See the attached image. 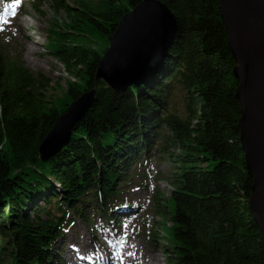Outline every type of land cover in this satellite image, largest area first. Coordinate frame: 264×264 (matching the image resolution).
<instances>
[{"label": "trees", "instance_id": "obj_1", "mask_svg": "<svg viewBox=\"0 0 264 264\" xmlns=\"http://www.w3.org/2000/svg\"><path fill=\"white\" fill-rule=\"evenodd\" d=\"M45 1L65 14L67 25L57 23L49 47L74 81L69 102L55 107L44 77L0 47V264H59L54 250L71 214L90 223L94 205V217L110 219L121 209V195L145 184L153 160L171 164L159 175L171 190L152 188L163 222L144 235L169 245V263L264 264L219 0H161L178 30L155 75L122 91L100 82L69 145L43 162L39 146L57 117L94 86L102 56L78 38L90 29L108 43L142 0H38L34 8ZM177 97L182 112L174 108Z\"/></svg>", "mask_w": 264, "mask_h": 264}, {"label": "water", "instance_id": "obj_2", "mask_svg": "<svg viewBox=\"0 0 264 264\" xmlns=\"http://www.w3.org/2000/svg\"><path fill=\"white\" fill-rule=\"evenodd\" d=\"M228 47L235 61L240 143L253 181L249 206L264 239V0H219ZM177 19L161 0H142L124 14L109 37L94 86L60 114L39 146L47 162L69 145L76 125L93 106L100 82L116 91L146 84L164 62Z\"/></svg>", "mask_w": 264, "mask_h": 264}, {"label": "rangeland", "instance_id": "obj_3", "mask_svg": "<svg viewBox=\"0 0 264 264\" xmlns=\"http://www.w3.org/2000/svg\"><path fill=\"white\" fill-rule=\"evenodd\" d=\"M35 1L38 0H0V47L11 56H21L24 67L32 75L43 76L48 82L47 97L53 101L55 107L61 108L69 102L68 86L74 78L51 54L49 42L58 37L57 23H61V27L67 25L65 14L62 10L58 14L55 13L50 1L42 2L39 10H36L33 6ZM120 1L122 3L124 0ZM84 33L85 36L78 38V43L97 49L103 56L109 47V40L106 43L100 35L90 29ZM32 62L36 65H32ZM173 105L178 111L182 112L184 109L180 97L175 98ZM170 166L168 162L153 160L146 169L149 178L145 184L141 187L132 184V189L121 195L124 199L123 203L119 202L122 203L119 206L121 209H117L119 211L114 212L110 219L106 218L104 222L98 215L94 217V205L90 206L87 212L90 223L71 214L72 220L64 226L63 236L54 250L59 264H70V246H74L78 254L85 255L88 262L105 264L108 243L111 241H119V248L117 245L113 248L118 249L119 253L116 257L114 255L109 264H171L164 248L169 245L162 240L150 242L147 235H144V231H152L163 222L154 212L151 190L156 187L161 192L169 193L170 185L160 180L159 175L167 172ZM41 202V199L37 200L38 205H41Z\"/></svg>", "mask_w": 264, "mask_h": 264}, {"label": "bare ground", "instance_id": "obj_4", "mask_svg": "<svg viewBox=\"0 0 264 264\" xmlns=\"http://www.w3.org/2000/svg\"><path fill=\"white\" fill-rule=\"evenodd\" d=\"M32 65L35 66L36 63L32 62ZM118 243H119V241H118ZM118 243L117 242H115V243L113 242L112 243V241L108 243L109 247H108V249L106 251L107 259L104 262L105 264L111 263V260L114 257V255H115V257L118 255V253H119L118 249H113V248H115L116 245H117V248H119ZM110 245L112 247H110ZM91 250L93 251V249H91ZM68 251L70 253V264H96L95 262H91V261L88 262L85 255L78 254L77 252H75L76 249H74V246H70Z\"/></svg>", "mask_w": 264, "mask_h": 264}]
</instances>
